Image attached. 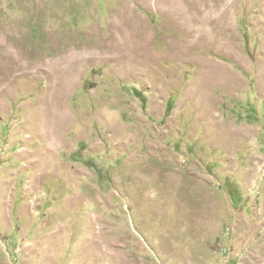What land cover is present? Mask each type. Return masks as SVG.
Masks as SVG:
<instances>
[{
  "label": "rangeland",
  "instance_id": "rangeland-1",
  "mask_svg": "<svg viewBox=\"0 0 264 264\" xmlns=\"http://www.w3.org/2000/svg\"><path fill=\"white\" fill-rule=\"evenodd\" d=\"M167 1L0 0V264H264V0Z\"/></svg>",
  "mask_w": 264,
  "mask_h": 264
},
{
  "label": "bare ground",
  "instance_id": "bare-ground-1",
  "mask_svg": "<svg viewBox=\"0 0 264 264\" xmlns=\"http://www.w3.org/2000/svg\"><path fill=\"white\" fill-rule=\"evenodd\" d=\"M170 4H171L170 1H167V0L164 1L163 0V2H162V8H161L162 9V12L167 17H169L170 19H173L172 16L179 15L178 19H180L184 25H188V19H187V16H186V12L185 11L183 12L179 8V6L177 7L176 11H174V10L171 9V7H168ZM233 4L234 3H233L232 0H226V2L223 3L222 7L218 9V12L221 13V17L226 16V19H224V20H227L229 18V15H228L229 13L228 12H230V10H232ZM184 5H185V3H184ZM218 14H216V15H218ZM214 17H216V16H214ZM113 27H117L118 28L117 30H119V31H116L118 33V35H116L115 38H113V40H115L116 42L114 44H112V43L110 44L109 43L108 44V49L105 50V51L106 52L113 53L115 56H120V57H122V55H125L127 52L133 53V54L137 53L136 43L134 44L135 41L134 42L132 41L133 40V34H131L130 30H127V28L124 25V23H120V22L118 24H115L114 23L113 24ZM201 27H203V26H201ZM120 29H122V31ZM87 56L89 57L90 55L88 54ZM78 58H79L78 61H77V57H74V58L71 57V58H69L67 60L66 64H64L63 69L65 71L71 73L70 71H72L80 62H83V58L81 56L78 57ZM58 66H60V65H58ZM52 70H54V69H52ZM75 70H78V69H74V71ZM50 96H52V95H50ZM49 98H50V100H48L49 106L47 108L43 109V110H40L38 115H39V118L42 119L45 122V126L46 127H52V128H54V126L56 125V123H61V121L63 119H65V113L64 112H61V107L56 104L55 99H52L51 97H49ZM52 105H54V106H52Z\"/></svg>",
  "mask_w": 264,
  "mask_h": 264
},
{
  "label": "trees",
  "instance_id": "trees-1",
  "mask_svg": "<svg viewBox=\"0 0 264 264\" xmlns=\"http://www.w3.org/2000/svg\"><path fill=\"white\" fill-rule=\"evenodd\" d=\"M169 103H170V101L167 102V110H170V109H169V105H170ZM166 113H167V112H166ZM166 113H165V114H166Z\"/></svg>",
  "mask_w": 264,
  "mask_h": 264
}]
</instances>
